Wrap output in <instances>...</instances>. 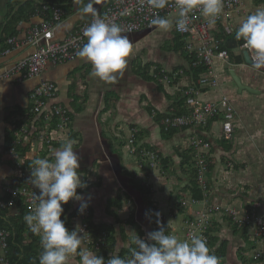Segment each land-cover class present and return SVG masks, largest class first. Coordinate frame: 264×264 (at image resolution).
Wrapping results in <instances>:
<instances>
[{"label": "crops", "instance_id": "crops-1", "mask_svg": "<svg viewBox=\"0 0 264 264\" xmlns=\"http://www.w3.org/2000/svg\"><path fill=\"white\" fill-rule=\"evenodd\" d=\"M16 1L21 0H0V38L4 37L2 26L5 16ZM107 2L70 0L66 16L57 28L56 39H63L79 23L101 13ZM258 9H264V0H242L229 18L218 23L214 34L219 35L231 57L214 60L211 79L216 83L203 87L193 100L185 97L180 90V87L195 82V78L182 51L172 47L173 39L178 34L173 18L169 19L168 30L155 25L127 35L133 45L136 42L137 47H133L123 74L117 75L112 82L92 76L93 65L87 58L79 56L76 60L63 63L48 62L42 78L54 82L57 93L48 100L47 107L61 105L72 116L69 125L52 127L53 130L45 129L42 115L32 112L31 93L39 80L19 82L14 77L4 78L18 60L34 51L33 47L21 45L8 54L0 52V196L5 185L17 183L20 179L16 170L20 152H13L12 146L20 129L19 122L23 121L29 128L28 134H22L24 146L29 148L28 158L51 160L52 149L60 148L68 141L73 142L74 151L80 158L78 172L86 187L77 189L83 200H70L69 211L73 212L86 202V208L91 207L88 209L97 223L118 215L123 221L121 228L127 235L126 241L120 245L137 247V236L147 240V236L140 235V230L149 231L147 226L150 219L146 216L147 205H139L124 186L130 187L125 176H129L127 171L134 156L129 153L127 139L131 127L135 126L140 129L139 141L159 151L163 160L169 162L167 174L159 173L157 169L147 170L144 179L153 189L152 200L157 205V211L165 214L170 233L183 240L184 220L189 209L182 206L181 200L192 196L190 184L194 173L190 166L182 164L185 159L181 154L188 145L192 131L182 129L168 133L163 129L159 116L167 111L185 110L186 113L206 102H219L225 95L235 109L232 138L224 137L223 104L221 112L207 125L194 130L210 143L209 149H203L207 152L210 165L207 173L211 189L209 200L264 215V68H257L246 61L245 51L236 39L241 22ZM40 21L41 18L34 14L18 25L19 32L15 36L22 40L29 27ZM156 37L157 40H154ZM143 38H148L147 44L141 43ZM139 43L143 45L139 47ZM142 63L158 64L169 70L184 68L186 76L167 86L148 73V78L143 77L147 75H143ZM235 76L251 89L239 87ZM44 131L51 133L54 138L52 144L43 142L41 134ZM129 182H132L131 179ZM118 195L123 196L121 209L115 207ZM106 201L108 206L105 209ZM257 203L259 205L256 206ZM62 206L64 208L65 205ZM132 211L136 213L137 225L127 221ZM82 220L80 213L72 217L66 227L74 230ZM210 234L209 248L219 258V264H264V258L252 257L254 250L264 249V242L256 236L253 227L235 225L223 212H217ZM82 247L99 255L84 243ZM220 247L221 252H216ZM247 253H250L248 258ZM68 264H81L79 255L70 256Z\"/></svg>", "mask_w": 264, "mask_h": 264}, {"label": "built area", "instance_id": "built-area-1", "mask_svg": "<svg viewBox=\"0 0 264 264\" xmlns=\"http://www.w3.org/2000/svg\"><path fill=\"white\" fill-rule=\"evenodd\" d=\"M241 3L242 0H223V11L212 27L209 26L206 18L202 16L199 8L193 9L186 18L185 27L178 28L177 20L179 18V9L175 6V0H169L168 5L164 9L150 6L147 0H108L106 7L101 13L94 14L89 19L79 23L63 39H56V31L66 16V9L61 0H57L56 2L37 0L35 1L34 14L41 18L40 23L31 25L22 40L18 39L17 36H12L7 39L5 45L0 44L1 54H8L21 45L33 47L34 51L30 55L18 60L5 73L4 78L14 77L19 82L31 79L39 80V83L31 93L32 112L42 115L44 128L47 130H53L52 127H65L72 120L70 111L61 105L47 107L48 100L53 98L57 93L56 84L42 78L48 62L63 63L76 60L79 57L77 52L87 43V37L84 31L95 20L116 23L122 27L123 34L128 35L152 28L155 26L151 23L153 19L164 17L169 20L173 18L175 20V28L182 35V40L185 42V49L193 57L191 66H205V70L200 76L194 79L195 82L193 81L183 88L180 87L183 95L189 100H193L194 96L200 94L203 87H206L210 83H216L214 79H211L214 73V60L216 58L230 59L231 57L230 51L226 47H223L222 40L214 34V30L217 28L219 22L230 17L231 13ZM240 47L249 53L252 65L255 66L257 60H262L257 51L249 48L244 40L240 43ZM141 68L143 72L148 73L157 82L167 86L174 84L177 80L186 76L184 68L169 70L158 64L149 63H142ZM257 68H264V60H262L261 66ZM222 104L224 105V137L231 139L233 135L232 122L235 118V109L228 96L225 95L222 96L219 102H206L183 114L168 111L164 113L161 119L162 126L166 132L183 128L192 131L188 145L182 151L184 152L188 148H194L193 150H196L195 180L198 187L202 190L203 197L198 199L190 196L189 199H183L181 201L182 206L189 209V214L184 220L185 239L190 240L193 236H201L207 241V246L210 247V231L213 217L217 212H223L235 225L240 227H253L256 236L264 242V215L241 211L231 206L212 203L209 200L211 189L207 173L209 172L210 165L207 152L203 151V149H209L210 143L200 134H196L194 130L200 126L207 125L213 117L219 114ZM156 113L154 112V114ZM54 122L56 127L53 126ZM139 131L140 129L138 127H131L127 139L129 153L134 156V161L128 171L135 179H139L142 183L150 186L146 182V179H144L147 170L157 169L159 173H166V170L159 151L139 141ZM28 132L29 128L25 125L20 127L16 139L13 142V152H16L15 146L17 142L23 140L22 134H28ZM41 138L47 144H52L54 141L51 133L45 131L41 134ZM30 166L32 164L27 163L25 159L21 157L17 158L16 170L19 174V182L4 186L2 196L9 194L10 199L6 202L0 198V207H10L12 210L15 206L14 201L17 198L24 199V203L28 206L30 212H34L36 207H38L40 199L39 190L30 181L32 174ZM201 203L203 205L199 208H190ZM157 212L160 213L159 218L166 223L165 214L161 211ZM89 215L90 210L88 208L81 213L83 220L78 230L81 231V235L84 234L86 237L83 243L88 248L100 253L102 248L109 245V234L107 231H103L97 236L89 227L86 220ZM166 233L171 234L170 231ZM9 236L10 231L0 227L1 264H11L7 256ZM252 257L256 259L264 258V249L254 250Z\"/></svg>", "mask_w": 264, "mask_h": 264}, {"label": "clouds", "instance_id": "clouds-1", "mask_svg": "<svg viewBox=\"0 0 264 264\" xmlns=\"http://www.w3.org/2000/svg\"><path fill=\"white\" fill-rule=\"evenodd\" d=\"M147 2L154 8L164 9L169 0ZM175 6L179 9L178 28L185 27L188 14L196 8L200 9L202 16L212 27L223 11V0H175ZM151 23L162 30L170 27V21L164 17L153 19ZM84 34L87 43L77 55L92 63V76L105 82L116 80L117 75L123 74L133 52L129 37L123 34L120 25L103 20L92 22ZM236 39H243L264 60V9H258L241 22ZM262 60H257L255 66L260 67ZM51 151L53 159L36 158L30 166V181L39 189L40 199L35 211L24 217L30 229L42 238L43 251L39 256V264H68L69 257L76 254L79 255L81 264H219V258L201 236L182 240L175 234L166 233L163 227L149 232L147 241L137 236V247L131 251V258L111 254V258L105 259L104 256L83 248L86 237L81 235L79 226L69 230L66 222L61 219L63 204L73 199L83 200V196L77 191L78 188L86 187L78 172L80 158L74 151L72 141ZM86 207L87 203H82L79 211L83 213ZM155 215L159 217L160 213L156 212ZM157 223L160 221L157 220Z\"/></svg>", "mask_w": 264, "mask_h": 264}, {"label": "trees", "instance_id": "trees-1", "mask_svg": "<svg viewBox=\"0 0 264 264\" xmlns=\"http://www.w3.org/2000/svg\"><path fill=\"white\" fill-rule=\"evenodd\" d=\"M45 1L56 2L57 0H45ZM61 1L67 11L69 7L68 2L70 0H61ZM34 12H35V1L33 0H24V1L21 0L18 1L16 4H13V6L10 7L8 13L6 14L5 21L3 22L2 33L4 34V37L0 38V44L5 45L8 38L15 36V34L19 32L18 25L21 22L28 21L34 15ZM217 37H219V35ZM238 41L239 43H241L243 42V39ZM172 47L176 51H182V54L186 57L187 61L190 63V66L192 65L193 57H191V55L185 49V42L182 40L181 34L178 33L175 36L172 42ZM223 47L225 46L223 45ZM191 70L193 71L194 78L197 79L200 76V74L205 70V66L204 65H200L198 67L191 66ZM144 74L147 75L146 72H143V75ZM143 77L148 78L149 76L147 75L146 77L144 75ZM154 112H156L155 109ZM177 113L183 114L185 113V110H179ZM163 116L164 114L159 116V120H161ZM24 124L25 123L23 121L19 122L20 127ZM53 126H55V122L53 123ZM183 129H187V128H183ZM176 131L178 130L168 131V133L169 132L174 133ZM193 149L188 148L181 154L183 155V159H185V161L182 164L184 166L188 165L191 167L190 169L191 171H193L192 173H194V177L192 175L193 179L191 180V184H190L191 193L193 197L201 199L203 197L202 190L198 187L195 180L196 150ZM16 150L17 152H20L19 157L25 159L27 163L33 165L35 158H33L34 160L32 158H28L27 153L29 151V148L27 146H24L23 140L17 142ZM168 164H169L168 160L164 159L163 165L164 168L166 169V172H169ZM127 173L132 181L131 183L136 187L137 190L143 193V198L148 208L147 209L148 217L151 222V231H156L159 230L161 227H163L165 231L168 232L170 230L168 224L155 215L158 209L156 203L152 200V193H153L152 187L142 183L141 180L139 179H135L129 171H127ZM126 195L127 197L131 198L129 194ZM0 198L8 202V200L10 199V195L6 194L4 196H0ZM122 198H123L122 195H118L115 199V207L118 209H121L122 207V202H121ZM14 203L15 206L13 207L12 210L10 209V207H6V208L0 207V227L10 231V236L8 237V252H7L8 259L11 264H39V256L43 251L41 235L35 234L24 220L25 215L30 212L28 206L24 203V199L17 198L14 201ZM64 205H65L64 212L61 216V219H63L66 222V226H67L72 217L80 214L79 211L80 208H77L73 212H70L69 211L70 203L68 202L67 204ZM88 208L91 207L88 206ZM116 219L117 222L121 223L122 225L123 221L120 219V217H118V215H116ZM86 220L89 224V227L95 232L97 236H99L103 231L108 232L109 245L105 248H102V250H100L99 255L104 256L105 259L111 258V254H115L117 247V236L114 225L106 224V223H96L93 220V213L91 211L89 217ZM157 220L160 221L159 224L157 223ZM127 221L133 225L138 224L136 221L135 211H132L130 213ZM121 233H122L121 234L122 240L126 241L127 235L126 232L124 231V228H121ZM148 233L149 231L147 232L145 229L140 230V235L143 237H146ZM135 248L136 247L132 245L129 247L123 246L121 250H119L117 255L121 256L122 258H131V251ZM216 252L218 253L221 252V247Z\"/></svg>", "mask_w": 264, "mask_h": 264}, {"label": "water", "instance_id": "water-1", "mask_svg": "<svg viewBox=\"0 0 264 264\" xmlns=\"http://www.w3.org/2000/svg\"><path fill=\"white\" fill-rule=\"evenodd\" d=\"M244 55H245L246 61L248 63H251V58H250L249 53L247 51H245ZM235 78H236V82H237L239 87L242 86L243 89L244 88L248 89V90L251 89L250 87L243 85L241 83L240 79L237 76H235ZM120 170H121V167H120ZM125 177H127L128 183L130 184V187H126V185H124L125 188H127V191L136 199V201L138 202L139 205L146 204L145 201H144V198H143V193L140 192L139 190H137L136 187L131 182H129V179H130L129 176L126 175ZM105 204H106V206H105V209H106L107 206H108V202L106 201ZM145 213H146V210H145ZM146 216L148 217V215H146ZM100 223H106V224L114 225L115 230H116V236H117V247H116L115 254H117L119 252V250H121V248H122V245H120V243L123 242V240L121 238V234L122 233H121V225H120V223H118L117 219L114 218V217H112L110 219H105L103 222H100ZM147 228H149V232H150L151 231V222H150V225L147 226Z\"/></svg>", "mask_w": 264, "mask_h": 264}, {"label": "rangeland", "instance_id": "rangeland-1", "mask_svg": "<svg viewBox=\"0 0 264 264\" xmlns=\"http://www.w3.org/2000/svg\"><path fill=\"white\" fill-rule=\"evenodd\" d=\"M153 39H154V40H157V37H156V38H153ZM147 40H148V38H146V39L143 38V39L141 40V43H146V44H147ZM135 41H136V40H135ZM135 41H134V42H135ZM141 43L138 44L139 47L143 45V44H141ZM136 45H137L136 42H135V45L132 44V46L135 47V48L137 47ZM146 49H147V48H146ZM147 50H148V49H147ZM145 52H146V51H145ZM138 64H139V62H138ZM167 173H168V172H166L165 174H167ZM181 201H182V200H181ZM246 256H247V258H248V257L250 256V253H247Z\"/></svg>", "mask_w": 264, "mask_h": 264}]
</instances>
